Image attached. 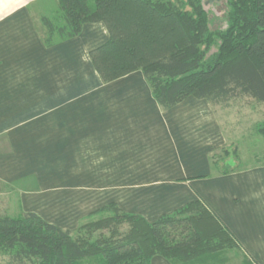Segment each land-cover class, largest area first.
Instances as JSON below:
<instances>
[{"label":"crops","instance_id":"obj_1","mask_svg":"<svg viewBox=\"0 0 264 264\" xmlns=\"http://www.w3.org/2000/svg\"><path fill=\"white\" fill-rule=\"evenodd\" d=\"M42 18L64 25L56 0H0V215L75 232L109 205L153 223L200 200L239 246L225 264H264V163L220 173L229 143L206 100L161 110L140 71L103 82L90 52L106 26L47 45Z\"/></svg>","mask_w":264,"mask_h":264},{"label":"trees","instance_id":"obj_2","mask_svg":"<svg viewBox=\"0 0 264 264\" xmlns=\"http://www.w3.org/2000/svg\"><path fill=\"white\" fill-rule=\"evenodd\" d=\"M56 1L64 25L42 18L47 45L54 33L72 38L86 23L106 26L108 41L90 52L103 82L140 71L161 110L187 97L206 100L214 111L240 98L264 108V0H226L227 26L215 31L202 0ZM229 147L210 158L222 174L235 171L220 164L230 156ZM111 211L115 218L94 222ZM121 224L128 225L124 232ZM104 229L109 236L100 234L91 242L93 232ZM232 250H239L235 239L200 200L153 223L109 205L75 232L31 213L0 215V257L18 264H150L155 255L172 264H225L224 255ZM241 264L252 263L243 258Z\"/></svg>","mask_w":264,"mask_h":264},{"label":"rangeland","instance_id":"obj_3","mask_svg":"<svg viewBox=\"0 0 264 264\" xmlns=\"http://www.w3.org/2000/svg\"><path fill=\"white\" fill-rule=\"evenodd\" d=\"M202 5L208 16L210 30H224L227 26V1L202 0ZM215 49V47L210 49L208 55H212ZM215 112L230 145L228 148L230 156L223 158V160L225 159L224 161L220 160V164L228 165L231 169L238 170L264 163L263 106L254 100L240 98L231 100L225 105L215 106ZM108 216L116 217L113 211L105 212L94 217V222ZM127 228V224H121L120 232H124ZM100 234L109 236L105 229L96 231L95 234L93 232L92 236H90L91 242ZM0 264L18 263L8 257L1 256ZM89 264H97V262L93 261Z\"/></svg>","mask_w":264,"mask_h":264}]
</instances>
